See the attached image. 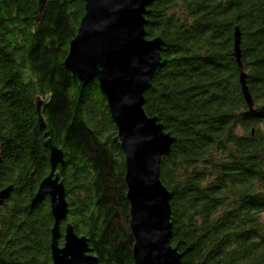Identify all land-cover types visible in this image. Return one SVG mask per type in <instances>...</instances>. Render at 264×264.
<instances>
[{"label": "trees", "instance_id": "1", "mask_svg": "<svg viewBox=\"0 0 264 264\" xmlns=\"http://www.w3.org/2000/svg\"><path fill=\"white\" fill-rule=\"evenodd\" d=\"M39 1L0 0V191L14 186L0 207V264H53L50 198L32 205L51 172L45 132L65 154L67 222L101 264H133L117 125L98 79L85 85L64 64L85 0H46L37 21ZM147 19V37L165 45L144 108L176 138L161 161L172 245L183 264H264V0H156ZM47 98L42 131L36 102Z\"/></svg>", "mask_w": 264, "mask_h": 264}, {"label": "water", "instance_id": "2", "mask_svg": "<svg viewBox=\"0 0 264 264\" xmlns=\"http://www.w3.org/2000/svg\"><path fill=\"white\" fill-rule=\"evenodd\" d=\"M156 0H85V12L76 36L71 40L64 61L66 69L83 84L98 79L108 102L109 111L118 128L126 158L125 180L130 202V227L134 235L133 264H183V254L172 245V193L161 179V161L176 138L166 130L157 115H149L144 105L146 92L161 64L162 36L147 37L149 7ZM46 0H40L36 19L41 21ZM235 56L241 68L240 82L251 109L255 101L242 64V33L235 32ZM49 98L38 99L36 109L40 128L46 130L42 114ZM45 145L50 150L51 172L40 183L32 205L50 198L54 217L51 249L53 264H101L89 240L79 235L67 222L63 237L60 225L69 214L64 180L57 171L65 164V154L45 132ZM1 149V143H0ZM14 190L9 185L0 191V207Z\"/></svg>", "mask_w": 264, "mask_h": 264}, {"label": "flooded vegetation", "instance_id": "3", "mask_svg": "<svg viewBox=\"0 0 264 264\" xmlns=\"http://www.w3.org/2000/svg\"><path fill=\"white\" fill-rule=\"evenodd\" d=\"M63 222H64V223L66 222V224H67V220H66V221H63ZM63 238H64V237H63ZM63 244H64V243H63ZM63 244H62V245H63Z\"/></svg>", "mask_w": 264, "mask_h": 264}]
</instances>
